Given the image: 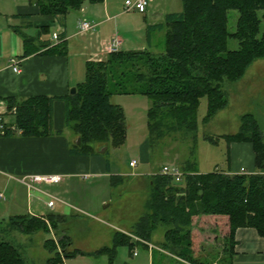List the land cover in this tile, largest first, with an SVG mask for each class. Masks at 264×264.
<instances>
[{
    "label": "trees",
    "instance_id": "16d2710c",
    "mask_svg": "<svg viewBox=\"0 0 264 264\" xmlns=\"http://www.w3.org/2000/svg\"><path fill=\"white\" fill-rule=\"evenodd\" d=\"M85 1L101 0H28L40 14L51 15L61 23L68 11L79 9ZM232 11H237L238 16L230 21ZM148 30L161 31V40L149 42L142 49H119L100 60L87 61L85 78L73 93L9 99L8 108H16L15 129L6 128L0 136L15 132L27 136L62 135V129H52V103L61 100L64 127L73 135L69 153L101 154L102 146L118 147L126 138L124 111L111 97L139 94L148 100L149 149L171 132L191 136L195 143L201 99L206 98L207 105L204 122L226 105L225 83L240 80L256 59L264 58V0H181L180 11L167 13L162 22ZM46 31L39 28L35 36L24 38L27 51L29 45L36 43L33 51L44 45L39 36ZM43 53L64 54L65 44L53 45ZM221 137L227 144L236 141L252 145L254 172H200L190 157L179 168L182 180L176 182L161 174L159 168L150 176L151 194L146 210L133 229L128 234L115 232L111 245L95 253L106 252L111 257L118 245L131 250L137 242L146 243L161 226L160 246L177 260L186 264H215L214 258L211 262L199 260L198 253L204 250L202 245L209 246L221 239L224 244L221 255H216L217 262L232 264L237 228L252 227L264 239V135L254 114L246 112L240 116L238 130ZM214 139L210 136L207 140ZM191 152L194 154L193 146ZM113 178L112 185L121 180L120 176ZM46 219L57 230L56 234L60 232L57 240L48 237L43 241L49 253L46 264H64V259L83 253L68 248L71 240L61 229L68 221L65 216L14 215L0 220V264H27L18 246L5 234L11 229L25 234L38 228L48 232ZM214 249L217 250L216 246Z\"/></svg>",
    "mask_w": 264,
    "mask_h": 264
},
{
    "label": "crops",
    "instance_id": "0c3cea01",
    "mask_svg": "<svg viewBox=\"0 0 264 264\" xmlns=\"http://www.w3.org/2000/svg\"><path fill=\"white\" fill-rule=\"evenodd\" d=\"M124 1L101 0L96 3L85 1L79 9L68 11L61 23L51 15L40 14L37 7L28 0H0V113L7 124L15 125L14 115L8 112L9 99L19 101L31 96L69 94L71 88H76L83 82L86 62L104 58L114 37L120 39L122 50L142 49L149 42L151 44L159 42L163 35L161 31L148 29L162 22L167 13L178 12V8H175L177 5L170 6L169 0H151L142 13L125 11ZM80 19L87 20L93 25V29L79 32ZM39 28L47 29L39 36V42L44 45L38 46L36 51H33L36 43L33 46L29 45L27 51V42L24 38L35 36ZM53 34H57V40L52 37ZM61 43L65 44L64 54L43 53L49 47ZM13 58L20 60L19 72L12 69ZM118 105L125 114L124 107ZM52 129H62L63 134L27 136L15 132L0 136V193L4 190L8 194L7 199L4 195L0 198V202L4 203L0 220L14 215L47 214H37L30 207L32 197L44 198L42 200L48 207L47 201L51 195L44 189L46 184H32L28 187L21 181L27 175L61 174L63 180L59 184L64 186L74 177L109 174L111 166L101 154L80 156L69 153L73 135L64 127V103L61 100H54L52 103ZM145 142L146 153L138 159L142 163H148L149 147L148 141ZM227 148L229 155L226 171L236 173L241 168L248 173L255 171L253 147L249 142L232 141L227 144ZM138 161L136 160L137 163ZM164 164L159 165L161 167ZM124 174L126 173L111 175V182L113 177ZM19 193L25 195L26 210L28 208L26 213L17 211L21 207ZM60 205L58 211L50 213L68 218L66 212L72 205L63 200H60ZM235 240L232 264H264V239L254 228H237ZM143 244L151 250L150 264H155L154 249L166 253L160 247L154 246L153 249V245L148 242ZM134 252L133 255H136ZM161 260L162 257L158 256L156 264H161Z\"/></svg>",
    "mask_w": 264,
    "mask_h": 264
},
{
    "label": "rangeland",
    "instance_id": "374dc122",
    "mask_svg": "<svg viewBox=\"0 0 264 264\" xmlns=\"http://www.w3.org/2000/svg\"><path fill=\"white\" fill-rule=\"evenodd\" d=\"M169 5L172 7L177 5L175 8L181 10V0H169ZM237 16V11H232L230 21ZM234 45L233 42L231 47ZM224 88L226 105L204 122L202 118L207 105L206 98L201 99L197 111L198 128L195 132V143L191 136L183 137L180 132H171V135L161 138V143L152 146L151 149L148 148V163L138 161L147 149L145 142L148 136L147 98L139 94H117L111 97L113 103L124 107L126 138L122 145L108 146L107 153H101L111 166L109 174L74 177L64 186L59 183L45 185V191L57 200L56 207L53 208L46 206L42 200L44 198L30 199V207L37 214L58 211L61 206L60 200L72 205L66 212V215H69L68 221L61 229L71 240L68 248H77L83 253L65 259L64 264H150L151 250L143 242H137L131 250L125 245H118L111 257L106 252H95L103 246H110L115 232L127 234L133 229L134 223L146 210V203L151 194L150 176L157 173L159 164L165 163L181 168L185 160L191 157L200 172L213 171L214 168L226 171L229 154L227 142L221 135L235 133L240 125V116L246 112L254 114L264 135V58L256 59L240 80L226 82ZM68 131L72 135V131L69 129ZM210 136L215 139L207 140ZM192 146L194 154H191ZM131 159L138 161L135 167L129 166ZM122 173L126 174L120 176L121 180L112 185L111 175ZM1 193L5 199L8 198L7 192L2 190ZM18 196V199H21V207L17 211L28 212L25 195L19 193ZM2 208L4 203L0 202V213ZM45 222L48 232L38 228L32 234H25L11 229L5 234V238L18 246L27 264H46L49 253L43 246L44 239L52 237L57 240L60 237V232L56 234L57 230L51 227L47 219ZM162 234L163 227L158 226L145 242L152 244L153 249L154 246L161 248ZM223 244V241L218 239L209 246L202 245L204 250L198 253V259L211 262L214 258L213 262L217 264L216 255L217 257L221 255ZM215 246L217 250L214 249ZM134 251L136 255H133ZM165 252L154 249L155 264L158 256L162 257L161 264H186L185 261L177 260L168 251Z\"/></svg>",
    "mask_w": 264,
    "mask_h": 264
},
{
    "label": "built area",
    "instance_id": "2783aa9c",
    "mask_svg": "<svg viewBox=\"0 0 264 264\" xmlns=\"http://www.w3.org/2000/svg\"><path fill=\"white\" fill-rule=\"evenodd\" d=\"M151 0H125L124 1V9L125 11H136V12H144L146 10L147 4ZM93 29V25L90 24L85 19H80L78 21V30L79 32H88ZM55 40L58 39L57 34H53L52 36ZM121 41L119 38L114 37L111 41V44L108 48V52H115L120 49ZM19 62L20 60L17 59H11V66L13 71L19 72ZM16 108L15 106H12L10 109H8L9 113L14 114ZM6 128L15 129L13 125L7 124L3 118V115L0 113V133L3 134V132L6 130ZM137 162L135 159L130 160L129 165L130 166H136ZM161 174L171 176L174 178L176 182H180L182 180L183 172L177 167V166H171V165H162L160 167ZM241 173H246V171L241 168L239 171ZM63 176L61 174L56 173H43V174H30L21 179L22 183L26 184L28 187H31L32 184H58L62 182ZM3 197V194L0 193V198ZM56 198L49 196V199L47 201V205L50 208H53L56 203ZM136 254V252H134Z\"/></svg>",
    "mask_w": 264,
    "mask_h": 264
},
{
    "label": "water",
    "instance_id": "95a60500",
    "mask_svg": "<svg viewBox=\"0 0 264 264\" xmlns=\"http://www.w3.org/2000/svg\"><path fill=\"white\" fill-rule=\"evenodd\" d=\"M75 91V88H71L70 89V93H73ZM75 141H76V143H79V138H76L75 139ZM106 149H107V145H104V146H102L100 149H99V152L100 153H104L105 151H106Z\"/></svg>",
    "mask_w": 264,
    "mask_h": 264
}]
</instances>
